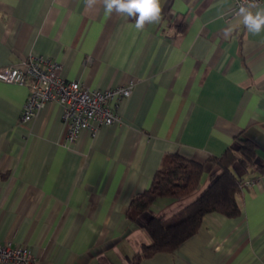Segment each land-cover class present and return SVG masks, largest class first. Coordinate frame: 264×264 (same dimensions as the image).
Listing matches in <instances>:
<instances>
[{
  "label": "crops",
  "instance_id": "crops-1",
  "mask_svg": "<svg viewBox=\"0 0 264 264\" xmlns=\"http://www.w3.org/2000/svg\"><path fill=\"white\" fill-rule=\"evenodd\" d=\"M234 2L161 0L159 22L138 31L102 0H0V67L42 55L87 87L132 86L111 101L117 121L68 140L58 103L23 121L28 87L0 81V242L27 246L36 264H132L150 214L189 202L159 198L128 216L166 154L204 163L199 190L237 135L264 169V31L248 32ZM251 175L237 215L207 213L175 249L137 264H264V170Z\"/></svg>",
  "mask_w": 264,
  "mask_h": 264
},
{
  "label": "trees",
  "instance_id": "trees-1",
  "mask_svg": "<svg viewBox=\"0 0 264 264\" xmlns=\"http://www.w3.org/2000/svg\"><path fill=\"white\" fill-rule=\"evenodd\" d=\"M183 29L184 23L177 30ZM236 140L237 147L228 146L220 156L209 158L219 167V171L209 177V184L202 190H199V183L204 163L178 152L164 156L150 186L132 197L128 216L134 219L143 212H151L152 204L159 198H183L189 202L168 219L150 214L145 223L150 240L133 255L132 264H137L141 258L157 251L175 249L197 231L207 213L219 212L226 216L239 213L236 194L246 180V175L263 172L264 169L256 163L255 142L240 135H237ZM254 178L257 176L251 175L249 179Z\"/></svg>",
  "mask_w": 264,
  "mask_h": 264
},
{
  "label": "built area",
  "instance_id": "built-area-1",
  "mask_svg": "<svg viewBox=\"0 0 264 264\" xmlns=\"http://www.w3.org/2000/svg\"><path fill=\"white\" fill-rule=\"evenodd\" d=\"M237 8L263 0H234ZM61 66L45 56H29L18 64L0 67V81L26 85L29 89L21 111V120L27 121L35 112L48 103H58L62 120L67 125V139L87 129L94 132L102 124H111L118 116L111 106L112 100L128 96L131 85L111 88H90L77 80L67 79L60 71ZM246 179L243 185H250ZM0 264H36L35 256L25 245L0 242Z\"/></svg>",
  "mask_w": 264,
  "mask_h": 264
},
{
  "label": "clouds",
  "instance_id": "clouds-1",
  "mask_svg": "<svg viewBox=\"0 0 264 264\" xmlns=\"http://www.w3.org/2000/svg\"><path fill=\"white\" fill-rule=\"evenodd\" d=\"M88 7H93L97 0H85ZM105 11L113 12L133 18L136 30H143L147 23L159 22L161 18V0H102ZM255 8V11L252 9ZM248 32L259 34L264 31V7L251 4L248 7H240L237 13ZM233 31L231 27L225 30L226 34Z\"/></svg>",
  "mask_w": 264,
  "mask_h": 264
}]
</instances>
